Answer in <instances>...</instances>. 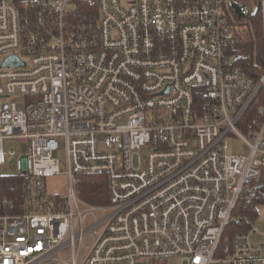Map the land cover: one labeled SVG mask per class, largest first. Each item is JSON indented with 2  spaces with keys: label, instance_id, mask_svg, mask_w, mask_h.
Wrapping results in <instances>:
<instances>
[{
  "label": "built area",
  "instance_id": "1",
  "mask_svg": "<svg viewBox=\"0 0 264 264\" xmlns=\"http://www.w3.org/2000/svg\"><path fill=\"white\" fill-rule=\"evenodd\" d=\"M254 1L0 0V166L26 197L0 203V264H264L230 228L264 203V68L234 53L254 8L264 37ZM88 175L108 204L80 198Z\"/></svg>",
  "mask_w": 264,
  "mask_h": 264
},
{
  "label": "trees",
  "instance_id": "2",
  "mask_svg": "<svg viewBox=\"0 0 264 264\" xmlns=\"http://www.w3.org/2000/svg\"><path fill=\"white\" fill-rule=\"evenodd\" d=\"M88 9H91L92 12L95 11L94 4L86 0V2H82L79 10L83 14ZM244 25H246V28H244ZM244 25H239L242 39L234 47L235 63L248 77L257 80L264 68V37L260 12L254 17L248 16ZM263 101L264 87L258 94L255 104ZM78 195L82 200L92 205L108 204L106 176H81ZM4 200L12 202L11 210L13 212L26 203L24 181L20 176L0 175V203ZM259 201L261 200L241 199L233 212V215L240 216L241 220L232 223L230 228L246 230L251 223L250 221H253L256 217V211L251 205Z\"/></svg>",
  "mask_w": 264,
  "mask_h": 264
},
{
  "label": "rangeland",
  "instance_id": "3",
  "mask_svg": "<svg viewBox=\"0 0 264 264\" xmlns=\"http://www.w3.org/2000/svg\"><path fill=\"white\" fill-rule=\"evenodd\" d=\"M244 2L250 6L255 5L254 0H244ZM58 158L64 161L65 155L62 151L58 154ZM64 170L62 167L61 171L63 172ZM0 175H17L14 163H7L0 166ZM44 187L48 193L65 194L68 190V180L63 174L48 176L44 178ZM255 210L256 217L253 221H250V225L251 229L254 228L256 230V233L250 235L249 243L253 247H262L264 249V203L257 204ZM167 264H180V260L173 258Z\"/></svg>",
  "mask_w": 264,
  "mask_h": 264
},
{
  "label": "water",
  "instance_id": "4",
  "mask_svg": "<svg viewBox=\"0 0 264 264\" xmlns=\"http://www.w3.org/2000/svg\"><path fill=\"white\" fill-rule=\"evenodd\" d=\"M257 12H258V8H254V11L251 14V16L252 17L256 16ZM263 17H264V7H263ZM17 66H23V63H21L15 56H10L6 58V60L2 64V67H17Z\"/></svg>",
  "mask_w": 264,
  "mask_h": 264
},
{
  "label": "flooded vegetation",
  "instance_id": "5",
  "mask_svg": "<svg viewBox=\"0 0 264 264\" xmlns=\"http://www.w3.org/2000/svg\"><path fill=\"white\" fill-rule=\"evenodd\" d=\"M257 14H258V12H257Z\"/></svg>",
  "mask_w": 264,
  "mask_h": 264
}]
</instances>
